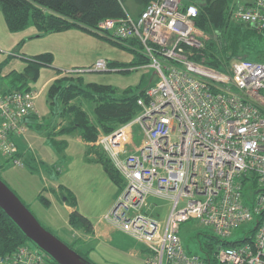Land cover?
Masks as SVG:
<instances>
[{
    "label": "built area",
    "instance_id": "2783aa9c",
    "mask_svg": "<svg viewBox=\"0 0 264 264\" xmlns=\"http://www.w3.org/2000/svg\"><path fill=\"white\" fill-rule=\"evenodd\" d=\"M229 13L232 22L264 37V0L232 3ZM197 17V8L183 0H152L136 18L125 12L98 25L113 42L134 41L128 47L148 60L157 78L138 100L139 114L97 138L123 185L105 218L145 247L143 264H207L182 243V227L191 221L222 242L253 223V234L220 247L215 260L264 264V63L236 60L227 72L207 65L201 54L208 38ZM93 72L118 70L98 60L66 73ZM40 95L0 88V157L16 166L17 141L30 131ZM135 128L142 136L138 146ZM153 197L170 204L163 222L142 214ZM0 264L57 263L27 243L0 256Z\"/></svg>",
    "mask_w": 264,
    "mask_h": 264
},
{
    "label": "rangeland",
    "instance_id": "374dc122",
    "mask_svg": "<svg viewBox=\"0 0 264 264\" xmlns=\"http://www.w3.org/2000/svg\"><path fill=\"white\" fill-rule=\"evenodd\" d=\"M233 3L245 4L246 0H233ZM123 5L128 13L133 14L137 3L135 0H123ZM142 10L143 8L139 9L138 12ZM256 33L259 34L258 31ZM207 38L208 42L211 41V36L207 35ZM131 51V49L117 45L97 31L90 33L78 28L64 33L40 36L38 30L30 26L22 32L11 33L5 24L0 8L1 89L11 87L10 80L13 74L21 73L26 68L27 60L45 53L52 54L53 64L49 68H43L38 79L29 83L28 87L33 88V90L40 89L48 75L60 73H63L60 78L73 77L69 79H73V83L77 85L78 76H81L84 79V85L111 86L116 90L117 95H122L128 89H148L157 80L155 70L149 66L129 68L127 69L128 72L125 73H121L120 70L118 73L93 72L76 76L66 73L80 68H90L98 60H105L109 64L116 62L130 66L136 61V53H139ZM249 52L242 46L238 56L233 61L247 58ZM228 55L231 53L229 52ZM259 56L253 53L251 58ZM72 104H80L91 122L94 120L93 107L87 101H75ZM36 107L38 114L34 117L36 119L34 125H40V129L38 131L30 129L25 137L18 140V143L21 148L26 149L28 147L27 150L23 151L25 152L24 155L33 159L35 167H38L36 155L38 161H44L48 164L46 168L50 169L45 168L44 171L39 172V168H36L35 172H32L22 158L19 159L21 166L3 161V165L6 164L7 167L5 171H0V179L20 198L46 230L66 245L73 247L74 250L80 251L82 247L79 243H84L79 235L81 232H75L76 235L73 234L74 229L64 223V216L66 218L67 214L63 210V204L66 203L64 199L66 200L67 194L63 192L70 190L75 194L78 210L89 217L92 222L99 221L103 215L111 211L117 201L116 195L120 193V188L111 180L104 166L95 161L101 155V150L96 146V141L104 132L100 131L95 142L90 143L84 142L79 132L66 135L61 130L70 123L71 119L52 115L47 104L45 91L42 92L41 90V95L36 101ZM61 133L62 135H60ZM140 133L139 128L134 129L132 142L135 146L141 143L142 136ZM49 137L54 138L58 144L65 142L67 144L65 149L60 152L56 146L54 147L50 143ZM0 159L2 160V157ZM249 188H251L250 183L245 186V190ZM40 189L39 197L43 195L49 200L50 207L42 204L39 200L37 201ZM183 205L181 204V206ZM169 208L170 204L166 200L153 197L148 200V209H144L142 214L163 222L168 216ZM254 227L255 224L253 223L240 226L228 239V242L243 241L245 234L253 230ZM204 232L211 233L195 221H191L182 227L181 239L186 251L193 255L202 256L200 243L203 244L205 240L202 235ZM116 245L115 243L95 244V247L100 246L102 249L95 252V255L89 254V260L93 264H137L134 257L130 255V250H126L127 252L116 251ZM140 245L136 244V247L141 248ZM33 246L38 248L34 244Z\"/></svg>",
    "mask_w": 264,
    "mask_h": 264
},
{
    "label": "trees",
    "instance_id": "16d2710c",
    "mask_svg": "<svg viewBox=\"0 0 264 264\" xmlns=\"http://www.w3.org/2000/svg\"><path fill=\"white\" fill-rule=\"evenodd\" d=\"M135 1L139 7L144 8V11L152 0ZM183 1L186 6L194 5L197 8L198 17L195 24L199 30L211 36V41L207 42L205 50L201 54L207 65L219 71L227 72L242 46L245 50L250 51L249 55L246 56L247 58L242 60L264 63V37L248 26L237 25L232 22L229 8L233 0ZM0 8L5 24L11 33L22 32L33 26L38 30L40 36L64 33L74 28L95 33L102 21L121 19L125 17V12L128 13L123 5V0H0ZM115 43L125 49H130L128 46L136 44L132 40ZM134 52L136 53V51ZM229 52L231 55H228ZM253 53L260 56L252 59ZM136 55L135 63L130 66L114 62L110 64V67L117 69L118 72L120 70L121 73H125L128 72L127 69L129 68L149 64L148 60L140 53H136ZM52 64L53 56L51 53L41 54L27 60L26 68L19 74H13L10 80L11 87L16 89L7 87L5 90L34 91L33 88L28 87L29 83L35 82L41 70L51 67ZM69 78L59 77L46 88L47 104L52 115H60L65 119H71L66 126L67 128L64 127L61 131H64L66 135L79 132L83 141L87 143L95 142L100 131L109 134L132 121L140 112L138 100L144 98L147 90L128 89L122 95H117L116 90L111 86L84 85L85 82L81 76H78L77 85L73 83V79L70 80ZM82 100L87 101L93 107L94 120L92 122L80 104H72L75 101ZM33 119L30 123V129L38 131L40 125L35 124V126L34 121L36 119ZM49 141L60 152L67 145L65 142L58 144L52 137H49ZM24 153L19 150L18 159L22 158L26 166L34 172L37 167H35L33 159L24 155ZM100 154V158L95 161L104 166L111 180L121 190L123 185L120 177L113 170L105 155L102 152ZM6 163L10 164L9 161ZM63 193L67 194V205L75 208L77 205L75 197L69 191ZM38 200L47 207L51 206L49 200L43 195ZM68 224L75 231L87 235L93 233L91 221L77 210L70 214ZM251 233L253 234L254 230ZM202 235L205 238L203 244L200 243L203 259L207 264H217L215 253L220 247L226 246L228 242H222L209 232H204ZM27 243L32 242L0 209V256L10 254ZM69 247L74 250L73 247ZM74 251L87 260L89 264H93L89 260L88 252Z\"/></svg>",
    "mask_w": 264,
    "mask_h": 264
},
{
    "label": "water",
    "instance_id": "95a60500",
    "mask_svg": "<svg viewBox=\"0 0 264 264\" xmlns=\"http://www.w3.org/2000/svg\"><path fill=\"white\" fill-rule=\"evenodd\" d=\"M64 202H66L65 199ZM0 209L30 242L49 255L57 264H89L77 252L46 230L1 179Z\"/></svg>",
    "mask_w": 264,
    "mask_h": 264
},
{
    "label": "crops",
    "instance_id": "0c3cea01",
    "mask_svg": "<svg viewBox=\"0 0 264 264\" xmlns=\"http://www.w3.org/2000/svg\"><path fill=\"white\" fill-rule=\"evenodd\" d=\"M252 1L253 0H246V3L245 4L250 5L252 3ZM135 8L136 9L133 12V14L128 13V14H130L134 18L138 17L141 14V12L143 11L142 10V11L138 12L139 9L143 8V7H139L138 5ZM62 75H63V73L61 75H59V74H55V75H51V76L48 75L46 77L45 83H43L42 86L40 87V89H37V90H40V91L42 90V92L43 91H46V88L54 80L58 79ZM5 89H7V87H5ZM17 144H18V147H19V150L20 151H25V150L28 149V147L26 149H24V147L21 148L20 147V144L18 143V141H17ZM85 146H87V145L85 144ZM35 158H36V163L38 165L37 168H39V172L44 171V169L46 168V166L48 164H46L44 161H40L39 162L36 155H35ZM3 161H7V160L4 159V158H2V160L0 162V167H1L0 171H5L6 170V167H7V165H5V164L3 165V163H4ZM41 164H42V166H41ZM46 169L49 170L50 168H46ZM40 191H41V189L38 191L39 194H38V197H37V201H38V198H39V195H40ZM69 193H71L73 196L75 195L71 191ZM119 195H120V193H117L116 199L118 198ZM74 197H75V199H77L76 196H74ZM76 203H77V200H76ZM63 210L67 214V217L66 218L64 216V223L67 224V225H69L68 224V220H69V216H70V214L72 212H74L75 210H77L80 213V211L78 210V206L77 205H76L75 208H72L71 206L67 205V203L63 204ZM80 214H82V213H80ZM107 214L103 215L100 218V220L99 221H96V222H94V221L92 222L89 217H87L85 214H82L87 219H89L91 221V223L93 224V233L90 234V235H87V234H84V233L81 232V234H79L81 236L82 241L84 242V243H79V245L82 247V250L81 249L80 250L81 251L88 252L91 255H95V252H99L102 249V248H100V246L95 247L94 246L95 244L101 243V244H104L105 245V244H114L115 243V244H117L116 247H115L116 248V251H121L122 250V251L127 252L126 250H130L129 253H130V255L132 257H134V259L136 260L137 264H143L144 261H145V258L147 256V251H146L145 247L141 244L140 245L141 248H137L136 247V244H140L139 242L133 240L132 238H130L129 236H127L123 232L117 231L113 227L112 223L105 218V216ZM59 218H61V217H59ZM75 232H80V231H75L74 230L73 234H75ZM85 239H88V240H85ZM93 243H94V245H93Z\"/></svg>",
    "mask_w": 264,
    "mask_h": 264
}]
</instances>
